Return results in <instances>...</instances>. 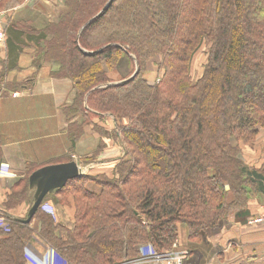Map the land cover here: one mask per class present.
Wrapping results in <instances>:
<instances>
[{
  "label": "trees",
  "instance_id": "1",
  "mask_svg": "<svg viewBox=\"0 0 264 264\" xmlns=\"http://www.w3.org/2000/svg\"><path fill=\"white\" fill-rule=\"evenodd\" d=\"M18 1L0 0V8ZM108 1L67 0L68 12L36 35L7 29L10 55L36 40L34 64L70 79L75 101L87 97L89 114L113 117L125 156L116 176L83 175L46 196L56 203L73 195L70 229L43 207L29 224L0 213L10 220L1 231L0 264H26L35 235L61 264H124L140 258L144 244L171 250L182 227L197 245L239 216L251 187L264 181V172L240 157L264 126V0H112L102 11ZM204 46L208 62L193 81L192 59ZM123 54L139 71L113 81ZM155 56L163 73L149 82L142 69ZM15 67L10 58L0 72L4 88ZM28 178L6 194L4 208L32 205Z\"/></svg>",
  "mask_w": 264,
  "mask_h": 264
},
{
  "label": "crops",
  "instance_id": "2",
  "mask_svg": "<svg viewBox=\"0 0 264 264\" xmlns=\"http://www.w3.org/2000/svg\"><path fill=\"white\" fill-rule=\"evenodd\" d=\"M51 1L59 0H45L33 6L23 5V8L30 10V15L32 12L34 15V18L29 16L28 19L26 16V19L34 22L39 17L55 22L60 14L68 11L65 5L59 4L60 7H56ZM16 11L20 10H14L12 14ZM20 17L17 20L23 19ZM19 27L17 29H23ZM39 27L42 26L36 25V28ZM25 43L18 56L14 55L16 52H11V55L8 53L7 43L0 49V72L6 69L10 58L11 62L16 63V67L6 73L9 80L7 87L10 89L4 88L5 83L0 81V89H4V92L0 91V169L5 166L8 170L7 174L0 173V213L6 212L8 216L20 219L27 218L31 207L29 200L12 209L4 208L3 202L11 188L29 177L33 171L47 165L75 160L84 173L99 174L104 169H111L125 156L124 147L112 135L108 138L100 137L92 125L85 124L79 116H73V82L68 78L54 76L52 72L55 66L43 62L41 67L35 65L34 60L41 45L36 40ZM7 80L5 78V82ZM29 80L34 83L30 85ZM86 113L89 114L88 111ZM94 115L110 118L112 126L116 125L110 114ZM97 125L108 131L104 120ZM100 144L102 146L99 149ZM120 148V156L109 157ZM92 155H96V160L90 163L88 159ZM83 158L86 159L85 164L81 160ZM88 186L98 189L93 183ZM256 187H251V196L239 216L231 215L228 225L207 235L197 245L189 243L186 229L182 227L177 242L181 251H186L191 257V264H264V224H248L249 218L264 210V181L257 182ZM44 205L47 211L52 210L58 223L62 224L63 214L73 223V200L67 198L56 203L48 200L41 207ZM71 223L63 224L64 228L70 229ZM57 232L65 235L61 230ZM182 241L185 242L184 246ZM37 250L42 251L39 247ZM29 264L40 263L34 261Z\"/></svg>",
  "mask_w": 264,
  "mask_h": 264
},
{
  "label": "rangeland",
  "instance_id": "3",
  "mask_svg": "<svg viewBox=\"0 0 264 264\" xmlns=\"http://www.w3.org/2000/svg\"><path fill=\"white\" fill-rule=\"evenodd\" d=\"M44 1L45 0H39V1L20 0L18 2H12V3L8 4V6L1 7L0 12L5 13V17L8 21L7 29L9 26L14 24L17 27L20 26L19 28H21V26H22L23 29L32 30V31H35L37 33V32H39V29L42 30L43 28L44 29L47 28L49 25L58 23L61 15L64 13L60 14L55 19V22H50V21L46 20L45 18H39V17H37L35 19L36 22L35 21L30 22L29 20L26 19V16H27V18L29 16L34 18V15H32L33 12L30 15V12H29L30 10H28L27 8H23L24 7L23 5H28V6L32 5L33 6V5H35V3H38V2L43 3ZM51 2H52L51 4H53V6H56V7H60L59 4L65 5L67 7V9L69 10V7L67 5V0H59L58 1L59 3L57 1H54V2L51 1ZM45 4H48V3H45ZM14 10H20V11H16L15 14H12V11L14 12ZM19 16H22L20 18H23V19L17 20L19 18ZM18 24H20V25L18 26ZM36 25H41L42 27L36 28ZM5 44L6 43H0V49L4 48ZM208 57H209L208 49H206L205 46L194 55V57L192 59V65H191V74L193 76L192 77L193 81H195L197 78H199L202 75V73L205 69V66L208 62ZM160 60H161V57L155 56V57L149 59L147 61L146 66L142 69V74L144 75V77L149 82H157L158 79L162 76L163 72L159 69V66H158V62ZM137 68L139 69L138 63L134 62V60H132V58L129 55L123 54L120 57V60L118 62L117 70L113 71V73L111 74L112 79H113V81H119L125 77H128L132 73H134ZM34 76L35 75L33 74V77ZM6 80H7V77H6ZM8 81L9 80H7L6 83H8ZM14 87H15V84H14ZM6 88L10 89L9 86L8 87L6 86ZM14 89L15 88H13L12 90H14ZM2 92H4V91L2 90ZM86 98L84 99V104H82V105H79L77 103V101H75V99H73V102L71 104V107L73 109V111H72L73 116L74 117L79 116L83 119L85 124L92 125L93 130L95 132H97V134H99L98 136H100V137L103 136L105 138H108L112 135L114 137V139L117 140V137H116V130L117 129H116V125L112 126V119H110V118L105 119V118L100 117V116L97 117L94 114H87L86 113L87 112L85 110V108L87 107ZM103 120L105 121V123L107 125L106 127H108V131H106L103 128H99L97 125L98 123H101ZM263 130H264V126L263 127L261 126V129H260L259 133L257 134L255 140L251 143H246V144L244 143L241 147L240 157H241L244 165L247 166V168L250 170L259 169L261 172H264V132H262ZM101 146L102 145L100 144L99 149ZM121 146H122V144H121ZM121 146H119V147H121ZM110 148H112V147H110ZM110 148H108V149H110ZM124 152H125V149H124ZM121 154H122V148H120L118 151L112 152L109 155V157H113L114 155L120 156ZM95 157H96V155L90 156L88 161H90V163H93L91 161H95L96 160ZM81 160L85 164L86 159L83 158ZM116 166H117V164H115L111 169H104L103 173H105L109 178L116 176ZM89 174H90V176H97L98 175V174H94V173H85L84 175H89ZM101 174H102V172L99 173V175H101ZM68 198L73 200V195H69ZM63 205H65V204H63ZM60 209H62V208H60ZM62 220H63L62 224L60 222L61 226L69 225L71 223V222H69L68 218L64 214L62 215ZM228 222H229V218L225 222L226 225H228ZM71 224L73 225V223H71ZM61 231H62V234L66 233V232L63 233L62 229H61ZM216 231H217V229L212 230L211 233H214ZM211 233H209V234H211ZM185 242H187V240H185ZM185 242L182 241L183 246L185 245ZM176 244L178 247L176 246L177 248L173 247L172 249H175L176 251L180 252L182 250L181 247L179 248L180 244H178V242H176ZM142 249H143L142 254H144V255L149 254L148 252L151 250H156L154 246L149 245V244L142 245ZM184 264H191V257H189V255H187V258L184 260Z\"/></svg>",
  "mask_w": 264,
  "mask_h": 264
},
{
  "label": "built area",
  "instance_id": "4",
  "mask_svg": "<svg viewBox=\"0 0 264 264\" xmlns=\"http://www.w3.org/2000/svg\"><path fill=\"white\" fill-rule=\"evenodd\" d=\"M39 1V0H29ZM7 24L8 21L5 17L4 12H0V43L7 42ZM0 173L7 174L8 170L5 166H2ZM46 210V206H42ZM10 220L0 215V237L1 231L8 230ZM248 224L261 225L264 224V210L259 214L252 216L248 220ZM175 243L173 247H176ZM37 247L41 248L42 251H38ZM140 258L132 260L124 264H184V260L187 258L188 253L186 251H176L175 249L158 252L157 250H151L149 254H142V246L139 248ZM58 253L50 245L39 239L38 236L33 237V241L26 247V264L37 261L40 264H61L58 260Z\"/></svg>",
  "mask_w": 264,
  "mask_h": 264
},
{
  "label": "water",
  "instance_id": "5",
  "mask_svg": "<svg viewBox=\"0 0 264 264\" xmlns=\"http://www.w3.org/2000/svg\"><path fill=\"white\" fill-rule=\"evenodd\" d=\"M111 2L112 0H109L102 11H105ZM138 71L139 69L137 68L132 77L137 74ZM100 87L103 86L97 88ZM84 174V170L78 166L75 160L47 165L33 171L28 178L29 190L33 195V203L29 209L27 218L20 219L11 217V219L29 224L43 204L46 196L54 194L56 191L62 189L69 181L77 179Z\"/></svg>",
  "mask_w": 264,
  "mask_h": 264
}]
</instances>
